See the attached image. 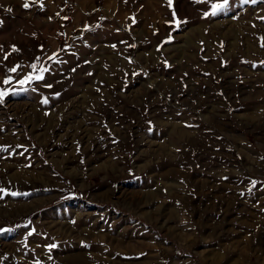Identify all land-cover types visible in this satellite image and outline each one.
<instances>
[{
  "label": "rangeland",
  "instance_id": "374dc122",
  "mask_svg": "<svg viewBox=\"0 0 264 264\" xmlns=\"http://www.w3.org/2000/svg\"><path fill=\"white\" fill-rule=\"evenodd\" d=\"M25 2L0 0V264H264V0Z\"/></svg>",
  "mask_w": 264,
  "mask_h": 264
},
{
  "label": "snow or ice",
  "instance_id": "6c2138e0",
  "mask_svg": "<svg viewBox=\"0 0 264 264\" xmlns=\"http://www.w3.org/2000/svg\"><path fill=\"white\" fill-rule=\"evenodd\" d=\"M245 2H247V0H245ZM224 4H227V0H224ZM223 6H224V5H213V6H212V7H213L212 15H215L216 12H217L219 9H221ZM23 7H24L25 9L29 8V3L27 2V0H26V2L24 3ZM9 11H11V9H9ZM13 50L15 51V49H13ZM49 59H52V57H50ZM17 67H19V66H17ZM32 67L35 68V65H33ZM46 70H47V69H41L40 71H41V73H43V72L46 71ZM9 71H11V72H16V71H17V68L14 67V68L10 69ZM33 79H35V80H42V79H43V75H42V74H41V75H37V76L29 75V76L25 77V79L19 81V83H20V84H24V83H26V82H29V81L33 80ZM4 83H5V84L9 83V80H5ZM47 86H48V87H51V85H47ZM4 95H5V93L2 92V91H0V99H2ZM45 102H46V101H45ZM13 195H16V193H13ZM51 247H55V246L53 245V246H51Z\"/></svg>",
  "mask_w": 264,
  "mask_h": 264
}]
</instances>
